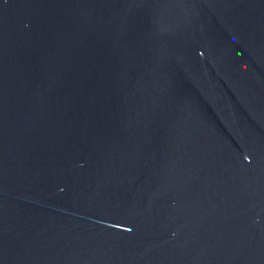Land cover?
Segmentation results:
<instances>
[{
  "label": "water",
  "instance_id": "95a60500",
  "mask_svg": "<svg viewBox=\"0 0 264 264\" xmlns=\"http://www.w3.org/2000/svg\"><path fill=\"white\" fill-rule=\"evenodd\" d=\"M0 264H264V0H0Z\"/></svg>",
  "mask_w": 264,
  "mask_h": 264
}]
</instances>
